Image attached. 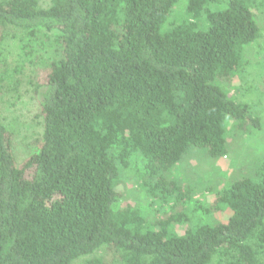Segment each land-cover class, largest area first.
<instances>
[{"label":"trees","instance_id":"1","mask_svg":"<svg viewBox=\"0 0 264 264\" xmlns=\"http://www.w3.org/2000/svg\"><path fill=\"white\" fill-rule=\"evenodd\" d=\"M263 31L264 0H0V264H264V151L209 204L167 177L254 128L235 94ZM134 178L164 216L122 200Z\"/></svg>","mask_w":264,"mask_h":264},{"label":"rangeland","instance_id":"2","mask_svg":"<svg viewBox=\"0 0 264 264\" xmlns=\"http://www.w3.org/2000/svg\"><path fill=\"white\" fill-rule=\"evenodd\" d=\"M259 44L262 49L257 47ZM249 53L251 63L247 69L250 72L249 80H252L254 88H248V90L245 87L237 88L236 94L234 89H232V92L236 95L238 102L249 106L251 116L257 121L254 128L236 132L234 140H232L233 146L230 142L229 152L223 159H207L203 152L196 151L197 149L191 147L190 152L183 158L180 165L179 163L175 165L174 168L178 167L174 171L171 169L173 172L171 171L167 175L169 179L177 180L182 187L185 182L190 183L191 187L196 190L195 198L199 199L204 205L209 204L210 198L220 185L244 171L246 160L252 162L254 159H259L260 153L264 151V31L263 38L250 48ZM254 62H257V65H254ZM234 84L238 85V79ZM18 89L21 94L19 99L15 101V105L11 102H4V106L10 107L5 111L6 117L17 124H23L18 126L17 135L13 137L14 152L17 157L23 153L20 142H23L24 137L31 136L32 129L37 127V121L32 120L33 115L36 113V105L34 98L31 97V92L26 85ZM245 91H250V93L246 94ZM227 123L228 121L225 123V127ZM228 133L233 135L235 129H230ZM203 185H210L211 188L209 190L205 189ZM120 186L122 200L131 203L136 202L135 207L140 209L145 207L149 218L165 215L157 207L150 209L146 207L151 199L148 198L147 187L141 182V179L134 178L129 182H121ZM192 206L193 204L185 210L190 213ZM213 217L212 220L215 221Z\"/></svg>","mask_w":264,"mask_h":264}]
</instances>
